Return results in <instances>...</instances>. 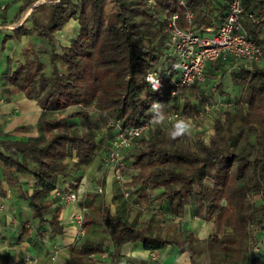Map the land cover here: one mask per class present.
I'll use <instances>...</instances> for the list:
<instances>
[{
	"label": "trees",
	"instance_id": "1",
	"mask_svg": "<svg viewBox=\"0 0 264 264\" xmlns=\"http://www.w3.org/2000/svg\"><path fill=\"white\" fill-rule=\"evenodd\" d=\"M108 1L116 6L114 11H105ZM184 1L185 6L179 0H159L153 11L144 0H46L34 6L35 0H26L31 7L32 28L17 26L12 35H4L0 47L4 49L9 39H20L32 31L49 42L52 69L48 76L41 69V61L26 54L32 49L30 42L24 47L23 62L5 76L9 85L37 99L42 108L37 124L45 128L46 135L14 140L2 137L0 132V165L17 191L29 200L38 228L48 222L58 233L62 230L60 207L50 219L45 218L50 206L45 198L54 189V178L65 169L68 149H73L81 161L87 160L96 146L105 150L113 133L107 126L110 119H119L122 126H137L150 115L156 99L166 98L151 91L141 75L164 52V35L152 13L165 9L177 12L180 25L185 26L187 7L199 26H214L226 14L228 3ZM242 6L259 16L257 22L243 19L245 28L254 34L255 27H264V0H243ZM71 18L78 21V32L69 45H60L58 52L53 35ZM255 40L261 45L262 40ZM209 70L211 75L213 64ZM232 78L242 87L240 95L222 112L223 116L214 120L208 143L200 134L196 137L183 132L181 125L166 124L170 131L165 125L157 126L128 151V166L136 171L129 174L127 185L133 187L131 197L135 202L148 201L159 190L157 198L168 200L172 213L179 216L185 198L193 195L195 215L212 220L214 231L202 240L188 230H162L153 215L145 225L136 217L129 219L134 203L124 199L115 183L122 198L113 194L114 212L110 204L102 203L100 214L102 222L113 228V245L139 241L146 250L175 245L188 253L191 264H197L196 255L205 246L208 264H264L250 253L264 227V68L242 71ZM190 105L200 107L199 102ZM89 108L99 110L107 120L102 139L96 140L91 129L71 128L69 119L86 116ZM51 113L62 115L52 117ZM30 162L35 164L33 169ZM15 172L35 176L37 186L29 195L15 185ZM91 223L85 214V228ZM24 234L22 230L20 238ZM105 252L102 242L85 239L78 247L69 248V258L80 264ZM106 254V258L115 257L124 264H160L114 252Z\"/></svg>",
	"mask_w": 264,
	"mask_h": 264
},
{
	"label": "crops",
	"instance_id": "2",
	"mask_svg": "<svg viewBox=\"0 0 264 264\" xmlns=\"http://www.w3.org/2000/svg\"><path fill=\"white\" fill-rule=\"evenodd\" d=\"M42 1L46 0H35L32 6ZM30 11L31 7L26 5V0H0V45L4 35H12L17 26L23 25L27 29L32 28L33 19ZM78 29V21L71 18L62 29L56 31L53 35L56 50L58 45H69L75 38ZM254 29L255 33L250 34L257 40H262L260 46L264 53V27H255ZM30 37L35 38L32 40L33 42H36L38 39L41 41L45 40L38 37L35 31H32L28 36L23 35L20 39H9L5 43L4 49L0 47V132L4 138L31 140L37 138L41 134L46 135L45 128L37 124V120L42 113V108L38 104L37 99L26 96L24 92L19 91L14 85H9L5 80V76L10 74L17 67L19 62H22L24 47L27 42L31 43V41H28ZM63 41L68 43H64ZM259 67L264 68V59L251 68H243L242 65H235L230 60H218L213 63L214 70H211V75L207 81L203 94L212 99H227L234 102L233 88L237 87L236 89H238L239 92L236 96L239 97L242 87L234 82L232 78L233 75L240 74L242 71H253L255 68ZM227 81L230 82V84H226ZM221 90H223V92H221ZM68 110L70 109L66 111ZM106 121L104 115L95 108H89L86 116L69 119L71 128L84 131L91 129L95 133L96 140L102 139V137L105 136L107 131ZM97 147L98 146H96L90 158L85 161H81L73 149H68L65 169L63 173L58 174L53 180L54 189L45 198L50 201V206L44 216L46 219H50L55 209L60 207L58 213L59 225L62 227V230L65 231L62 233L61 230L60 234H58V231L54 230L55 239L53 237L49 242L45 240V237L41 238V240L49 244V248L51 245L55 246L58 242L72 244L76 234V229L73 224L69 222L71 216L76 213L75 204L68 203L57 206L59 197L56 196L55 191H62L66 188L79 190V187L86 183V185H88L86 190L91 194V192H95V187L92 185L100 181L99 184L102 186L104 179L106 184V195L110 192V198L113 196V177L111 172L101 170L100 178L97 179L94 177V173L98 169L100 170V164L104 155V150ZM34 166V163H29L30 169H33ZM127 173L128 175L132 174L131 172ZM109 176H111L112 179H110ZM13 177L15 179V185L22 188L28 195L31 193L32 189L37 186L35 176L32 173L15 172ZM92 180H95V182L91 183ZM158 191L159 190H156L152 193L148 201H140L138 199L134 205L138 206V209L144 211H147L145 205H147V208L151 206L160 207L165 212V217L162 218V221L166 224L173 218L171 216V214L173 215L172 208L168 200L157 198ZM133 217L135 216L131 218ZM176 217L177 219L173 221L175 222V225L172 227L173 229H175L176 226V229L191 231L194 236L199 239H206L208 235L214 231V222L212 220H204L195 215L193 195H189L185 198L183 212L179 215V218L178 216ZM12 220H15V223H11ZM23 222L26 226H23ZM19 224H21L20 227L18 226ZM46 225L49 226L50 224L45 222L38 228L37 220L32 218L29 200L17 191L16 187L13 185V180L10 179L9 174L0 165V264H45V261L41 259L37 262H32L29 260L28 254L35 253L40 255L42 249H40L39 246L41 243L38 238V233L44 236L43 230L46 228ZM22 230L25 234L20 238ZM37 240L39 241V245L36 243ZM109 249L111 253L114 252L116 254L141 259H147L149 253L154 252L160 264H191L187 252H181L175 245L170 244L160 249L146 250L143 249L139 241H135L119 246L112 244ZM200 253H204L205 260L203 264H208L209 257L205 246L200 249L198 254ZM197 255V264H199ZM101 256H104V254ZM259 260L264 263V258ZM103 261L104 262L100 264H110L108 258L103 259Z\"/></svg>",
	"mask_w": 264,
	"mask_h": 264
},
{
	"label": "built area",
	"instance_id": "3",
	"mask_svg": "<svg viewBox=\"0 0 264 264\" xmlns=\"http://www.w3.org/2000/svg\"><path fill=\"white\" fill-rule=\"evenodd\" d=\"M144 1L146 6L154 11L159 0ZM242 1L228 0L226 14L218 18L214 26H199L194 20L193 12L187 7L184 9L185 26L180 25L177 12L169 13V10L165 9L152 13L154 23L161 28L164 35V52L159 61L146 68L141 75L151 91L162 93V90L166 89L167 96L164 99H156L154 107L150 110V115L137 126H122L119 119L108 121L107 126L112 128L113 133L105 147L100 170L98 169L94 173L95 178H100L101 170L110 171L124 198L130 199L133 187L127 185L129 175L125 173L129 159L128 151L137 146L140 140L155 127L161 126V122L171 127L181 125L182 131L189 133L186 130L182 110L170 108L173 105H169V101L174 98L177 101L182 92L193 86L200 88V94L204 93L210 76V66L218 60H230L235 65L251 68L264 59L262 47L243 24V19L257 22L259 16L255 11H245ZM179 3L185 6L184 0H179ZM261 28H263L262 25ZM207 97L209 98V96ZM210 99L212 98L210 97L208 100ZM192 103L197 102L192 101ZM233 104L234 102L227 99H212L209 104L196 109V116L211 117L213 123L216 118L223 116L222 112L225 109ZM159 108L160 110H158ZM167 108L168 110H166ZM213 132L214 129L211 133ZM201 137L205 143L209 142L210 135L206 139L204 136ZM96 191H102L101 184L96 186ZM55 192L61 205L75 203L79 200L77 193L70 188ZM86 208L82 206L80 212L74 214L77 222L76 239L85 233L82 224ZM151 212L158 215L165 214L158 206L153 207ZM250 253L258 259L264 258V227ZM107 258L110 264H124L122 260L118 261L115 257ZM146 260L155 262L157 255L151 252Z\"/></svg>",
	"mask_w": 264,
	"mask_h": 264
},
{
	"label": "rangeland",
	"instance_id": "4",
	"mask_svg": "<svg viewBox=\"0 0 264 264\" xmlns=\"http://www.w3.org/2000/svg\"><path fill=\"white\" fill-rule=\"evenodd\" d=\"M116 9V6L113 4V2L109 1L106 3V8L105 11L106 12H111L114 11ZM74 25V24H73ZM71 30V28H70ZM206 35H208V33H206ZM35 38H28V41H31V45L32 49L31 50H27L26 54L29 57H36L38 60L41 61V69L43 71V73L45 75H49L51 72V64L49 62V55H50V44L47 40H36V42H33L32 40H34ZM64 43H68L63 41ZM58 52L61 51L60 46L58 45L57 47ZM24 60V58H23ZM22 60V62H23ZM60 69H63V65L59 64ZM226 81V80H224ZM226 84H230V82H226ZM237 88V87H236ZM235 87L233 88V95H234V103L237 101V94L239 92L238 89H236ZM166 89L162 90L161 95H166L167 93H165ZM221 92H223V90H221ZM201 91L199 87H194V88H189L188 90L182 92L180 94V98L175 101L174 99L169 101V105L172 104L173 106H169L170 108H174L177 110H182L183 112V117H184V122L186 123V130L189 131V133L195 135L196 137L200 134L201 136H204V138L206 139L207 137H209V135L211 136L213 133H211L212 129H213V123L211 122L212 118L211 117H200V116H196L197 115V111L196 108L192 105H190V102H198L200 103V107L209 104V101L212 100H208L209 98L205 95H200ZM154 105V104H152ZM197 107V108H200ZM161 108V107H160ZM160 108L158 110H160ZM168 110V108L166 109ZM217 113V112H215ZM160 115H162L159 112ZM50 116L52 117H57L60 116L59 114H50ZM209 118V119H207ZM162 125H165V129H167L168 131H170L169 127L167 128L166 123L161 122ZM67 160V159H66ZM70 162V161H69ZM71 163V162H70ZM101 165V164H100ZM129 170L125 171L127 172H135L136 170L131 166H127ZM73 169V168H72ZM95 172V171H94ZM128 174V173H127ZM110 179L111 176H109ZM107 179H108V175H107ZM109 179V180H110ZM92 182H95V180H92ZM100 183V181H98L97 183H94L95 187V192H91V194L88 193L87 186L86 183L82 184L81 187H79V190L74 189L73 191H75L77 193V195L79 196V200L77 202H75V210L76 213L80 212V208L82 206L87 207L85 214L89 216V218L92 220L91 225L88 228H85V226L82 224V226L85 229V233L82 237L76 239V234H75V238H74V242L72 244L69 243H61L58 242L55 246L51 245L49 248V244L45 243L43 240H41L42 237H45V240L47 242L51 241V239L54 237L55 239V234L53 233V231L55 230V228L52 225H46L43 230L44 236L38 233V238L40 239V243L41 245H39V241L37 240L36 243L37 245L40 246V249H42V251L39 254H35V253H30L28 254V258L29 260H31L32 262H37L39 259L45 261V264H74L71 259L69 258V248L71 246H76L78 247L80 243H82V241H84L85 239H90L93 241H99L102 242L104 245V248L106 249V253H108L110 251L109 247L112 246V240H111V236L113 233V228L109 225H106L102 222L101 218H100V214H101V205L102 203H108L110 204V209L113 212L114 211V204H112V197L110 198V192H108V194L106 195L105 192V180L103 179V183H102V191L101 192H97L96 191V186ZM73 188V186H72ZM109 188L111 189V187L109 186ZM61 191V190H59ZM78 191V192H77ZM112 192L113 194H116L117 196H120L117 192V190L115 189V181L114 179L112 180ZM50 196V195H49ZM121 197V196H120ZM124 197V196H123ZM122 198V197H121ZM125 199V198H124ZM121 200V199H119ZM128 201H130L131 203H135V200L132 199V197L129 199H127ZM57 206H60V202L58 200ZM154 206H151L149 208H147V205H145V208L147 209V211L144 210H140L138 209V206L132 204V210H129V218H131L132 216H135L140 224L145 225L150 219V217L153 215L156 217V223L160 226V228L162 230H166L169 231L171 229H173L172 227L175 225V222H173L174 220L177 219V215L175 214H171V216L173 218H171L169 220L168 223H164L162 221V218L165 217L164 215H158V214H154L151 212V210L153 209ZM142 208V207H141ZM144 208V207H143ZM134 210V212H133ZM75 213V214H76ZM170 214V213H169ZM179 218V216H178ZM69 222H71L74 226V228H77V222L75 221V217L74 214L71 216V219H69ZM11 223H15V220H12ZM155 223V224H156ZM21 224H19L18 226L20 227ZM36 225V224H35ZM23 226H26L25 223L23 222ZM177 227L175 226V229ZM74 229V230H75ZM57 231V230H55ZM65 230H62V233ZM60 234V233H58ZM48 245V246H47ZM104 256L101 255H93L90 258H85L80 264H97V263H103V259L106 258L107 254ZM204 253H200L197 255L198 260H199V264H203V261L205 260L204 258ZM157 261V260H156Z\"/></svg>",
	"mask_w": 264,
	"mask_h": 264
}]
</instances>
